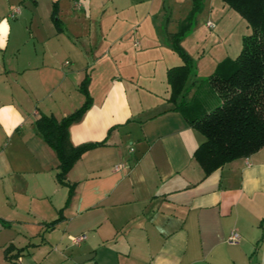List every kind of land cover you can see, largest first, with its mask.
<instances>
[{
  "label": "crops",
  "instance_id": "crops-1",
  "mask_svg": "<svg viewBox=\"0 0 264 264\" xmlns=\"http://www.w3.org/2000/svg\"><path fill=\"white\" fill-rule=\"evenodd\" d=\"M167 12L161 0H0V264H264V147L205 175V138L169 101L167 72L183 63L165 64ZM231 23L210 27L226 53ZM198 70L180 101L200 94ZM87 77L93 105L70 140L104 144L64 185L36 123L79 110Z\"/></svg>",
  "mask_w": 264,
  "mask_h": 264
},
{
  "label": "trees",
  "instance_id": "trees-1",
  "mask_svg": "<svg viewBox=\"0 0 264 264\" xmlns=\"http://www.w3.org/2000/svg\"><path fill=\"white\" fill-rule=\"evenodd\" d=\"M222 1L246 21L251 33L243 36L239 55L220 63L208 79L213 86L211 98L206 100L199 94L190 104L180 101L185 97L194 69L182 41L192 29L197 15L204 10V0H192V10L182 21L179 32L170 36V46L179 54L183 65L167 72L169 101L178 104L177 108L183 111L189 125L205 138L196 150L195 158L206 176L234 161L249 158L264 147V0ZM53 18L57 28L62 30L58 6ZM89 83L87 77L80 87L86 101L79 110L61 121L44 116L36 123L45 142L57 153L60 161L57 178L64 185H67L66 176L76 162L87 151L104 144L75 147L70 140V127L80 122L93 105ZM73 191L71 187V196Z\"/></svg>",
  "mask_w": 264,
  "mask_h": 264
},
{
  "label": "rangeland",
  "instance_id": "rangeland-1",
  "mask_svg": "<svg viewBox=\"0 0 264 264\" xmlns=\"http://www.w3.org/2000/svg\"><path fill=\"white\" fill-rule=\"evenodd\" d=\"M166 2L167 13L159 14L158 18L159 21L164 22V29L162 33H178L180 29V25L184 20L188 17L186 15V10L182 11L181 8H177V5H182L185 7L187 4L186 1L191 0H161ZM205 9L197 15L196 19L194 20V26L199 23V30L196 31V34L190 36L182 41V47L188 53L193 61L194 67V75L196 74L197 68L200 71L197 73V78L200 81H205L201 83V90L200 95L202 98L206 100L211 98V89H213L212 84L208 80L209 69L211 65L217 64L218 60H221L227 56L231 57L232 59L236 58L241 51L242 48V38L244 35L250 34L251 30L247 29L246 21L235 11L229 8L222 0H204ZM225 9V10H223ZM235 15V19H231L230 17ZM218 17H222L219 20ZM182 20V21H181ZM181 21V22H180ZM232 22L230 25L231 30L229 28H225L223 34L230 33L232 36L228 37L230 39L231 48L229 50L230 53H226L225 46H224V38L222 40H217V34H219L220 28L217 29H210L209 24L217 23V24H225V22ZM210 22V23H208ZM167 26L170 27L169 31ZM230 31V32H229ZM191 32V31H190ZM170 40V37H169ZM167 40V43L169 42ZM228 52V51H227ZM171 53V54H170ZM167 67L177 66L183 63V60L173 49H167L165 55ZM216 62V63H215ZM158 66L162 65V63H156ZM208 67V68H207Z\"/></svg>",
  "mask_w": 264,
  "mask_h": 264
},
{
  "label": "clouds",
  "instance_id": "clouds-1",
  "mask_svg": "<svg viewBox=\"0 0 264 264\" xmlns=\"http://www.w3.org/2000/svg\"><path fill=\"white\" fill-rule=\"evenodd\" d=\"M0 26H2V28H0V40H2V43H0V47H3L5 43V38L8 35L10 28L7 20L0 21Z\"/></svg>",
  "mask_w": 264,
  "mask_h": 264
},
{
  "label": "built area",
  "instance_id": "built-area-1",
  "mask_svg": "<svg viewBox=\"0 0 264 264\" xmlns=\"http://www.w3.org/2000/svg\"><path fill=\"white\" fill-rule=\"evenodd\" d=\"M12 17H14V15L12 16ZM209 27H214V25L212 24V23H210L209 24ZM0 228H1V225H0ZM85 238H86V236H80V237H77V238H75L74 239V244H79V243H81L83 240H85ZM239 235L238 234H233L231 237H230V239H229V241L231 242V243H235V242H237L238 240H239Z\"/></svg>",
  "mask_w": 264,
  "mask_h": 264
},
{
  "label": "water",
  "instance_id": "water-1",
  "mask_svg": "<svg viewBox=\"0 0 264 264\" xmlns=\"http://www.w3.org/2000/svg\"><path fill=\"white\" fill-rule=\"evenodd\" d=\"M75 261L79 262L80 261V258L79 259H76Z\"/></svg>",
  "mask_w": 264,
  "mask_h": 264
},
{
  "label": "snow or ice",
  "instance_id": "snow-or-ice-1",
  "mask_svg": "<svg viewBox=\"0 0 264 264\" xmlns=\"http://www.w3.org/2000/svg\"><path fill=\"white\" fill-rule=\"evenodd\" d=\"M0 28H2V26H0ZM0 43H2V40H0Z\"/></svg>",
  "mask_w": 264,
  "mask_h": 264
}]
</instances>
